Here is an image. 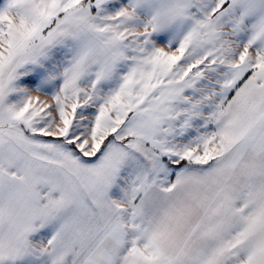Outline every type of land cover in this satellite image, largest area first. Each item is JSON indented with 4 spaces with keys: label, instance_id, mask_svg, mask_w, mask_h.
<instances>
[{
    "label": "snow or ice",
    "instance_id": "snow-or-ice-1",
    "mask_svg": "<svg viewBox=\"0 0 264 264\" xmlns=\"http://www.w3.org/2000/svg\"><path fill=\"white\" fill-rule=\"evenodd\" d=\"M0 264H264V0H0Z\"/></svg>",
    "mask_w": 264,
    "mask_h": 264
}]
</instances>
